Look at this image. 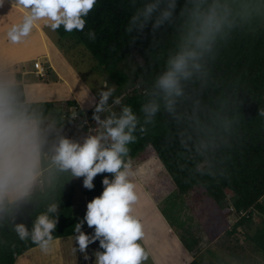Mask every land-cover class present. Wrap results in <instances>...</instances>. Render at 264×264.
I'll list each match as a JSON object with an SVG mask.
<instances>
[{"label": "trees", "instance_id": "1", "mask_svg": "<svg viewBox=\"0 0 264 264\" xmlns=\"http://www.w3.org/2000/svg\"><path fill=\"white\" fill-rule=\"evenodd\" d=\"M143 2L136 0L133 7L132 0H97L85 18L84 30L68 33L61 26L55 30L58 42L62 46L68 41L71 46L81 45L91 56L93 67L105 72V90L114 86L106 110L99 113L103 119L112 113L119 116L124 106H131L137 115L133 133L136 140L128 145L125 162L131 163L137 154L150 151L160 161L178 194L204 190L224 216L233 214L238 218L233 230L254 226L252 234L245 233V241L264 264V116L260 115L264 112V0H228L242 8L225 20L200 78L186 83L185 97L177 107L181 119L178 121L161 107L149 124L144 122L141 106L148 100L146 92L163 71L168 55L175 50L183 24L179 13L185 0H178L171 23L154 32L149 25L143 32L129 33L126 29L130 16ZM89 31L95 33L94 40L89 38ZM126 58L135 63L131 75L122 72L121 67L126 65L121 63ZM15 79L20 98L26 101L21 74H16ZM117 98L120 100L117 112H111L107 106ZM194 102H198L196 116L207 124L215 122L214 127L220 130L217 134L198 135L190 126ZM27 103L62 127L65 121L82 125L86 119H92L95 108L83 111L74 101H68L66 105L72 110L67 112L54 102ZM141 127L145 129L143 132ZM96 130L102 131L98 124ZM102 178L98 175L94 190L86 189L83 193L86 204L101 194ZM170 198L171 194L167 199ZM51 202L60 204L54 240L72 236L75 224L86 211L82 201L75 208L74 179L63 175L55 188L46 189L40 195L23 217L29 226ZM162 213L171 227L181 229L165 209ZM254 217L258 222L254 223ZM87 228L85 224L83 230ZM179 231L181 243L191 253L198 240L184 236V229ZM34 247L37 245L30 239L21 241L10 225L0 227V264H14L20 255ZM189 264L202 263L195 259Z\"/></svg>", "mask_w": 264, "mask_h": 264}, {"label": "clouds", "instance_id": "2", "mask_svg": "<svg viewBox=\"0 0 264 264\" xmlns=\"http://www.w3.org/2000/svg\"><path fill=\"white\" fill-rule=\"evenodd\" d=\"M5 3L24 12L22 22L7 31L8 39L19 43L39 21L53 31L61 26L68 33L83 31L85 18L97 0H0V8ZM132 5L136 7V0ZM177 6L178 0H144L130 16L126 31L143 32L151 25L154 32L173 21ZM241 8L228 0H185L179 13L183 24L175 50L168 55L163 71L146 92L148 100L141 106L145 124L153 122L161 107L178 121L181 119L177 107L185 97L186 83L200 78L225 20ZM88 35L95 39L94 32ZM114 90L110 87L102 91L94 108L92 118L102 131L77 140L21 100L14 76L0 70V227L10 225L21 241L30 239L43 252H49L59 223L60 204L49 203L30 226L23 218L26 210L46 189L55 188L63 175L83 178L82 185L89 191L94 190V179L101 175V194L86 204L83 218L75 224L73 252L90 264H142L147 260L148 254L137 243L143 236L141 223L130 215L137 195L129 180L130 162L124 159L128 145L136 140L133 133L138 118L131 106H124L119 116L112 113L101 120L99 115L106 110ZM114 103L119 104V98ZM197 107L198 102H194L190 126L198 135L217 134L220 130L214 127L215 122L207 124L196 116ZM85 224L91 232L83 230ZM97 242L98 248L90 253L89 246Z\"/></svg>", "mask_w": 264, "mask_h": 264}, {"label": "rangeland", "instance_id": "3", "mask_svg": "<svg viewBox=\"0 0 264 264\" xmlns=\"http://www.w3.org/2000/svg\"><path fill=\"white\" fill-rule=\"evenodd\" d=\"M40 28L39 35L42 37L38 35L36 39H40L38 42L43 48L45 47L46 55L40 56L38 60H34L30 55L27 58L23 57L28 59L26 63L12 55L2 56L0 68L6 67L2 72L14 76V79L16 74L22 75L23 70L29 72L22 75L27 102H54L70 112L72 108L66 103L74 101L83 111L93 109L99 102L100 93L105 90L103 87L106 86L105 72L99 67L96 69L93 67L91 56L81 45L71 46L68 41L62 46L58 42L57 33L44 22ZM35 33L37 31L33 26L29 34ZM0 42L7 43V47L12 45L7 33L0 36ZM15 59H17L16 63L12 64ZM130 62L132 64L128 65ZM122 64L126 65L121 67L122 72H129L131 75L135 63L130 58H126ZM110 87L114 86H108L107 89ZM113 103L107 106V109L117 112V104ZM101 120H103L102 117ZM96 124L97 122L92 118L86 119L82 125L68 124L65 121L63 127L66 134L82 140L88 134L98 132L95 130ZM129 171V180L135 185L134 191L137 195L136 202L131 205L130 215L138 221L141 220L146 241V247H144L148 254L143 264L148 262L169 264L171 259L172 262L174 261L173 264H184L187 261L189 264L195 259L202 264L262 263L261 258L253 252V247L245 241V233L252 234L254 226L233 230V225L238 218L233 214L229 217L224 216V213L207 197L204 190H193L186 195L178 194L160 161L150 151L137 154L130 163ZM74 185L75 208L78 209L81 201L84 206L86 205L83 199L86 189L82 185L81 178L74 179ZM170 194L172 198L167 199ZM164 209L167 215H171L174 223L181 225V229L177 230L170 226L162 213ZM253 220L254 223L258 222L256 217ZM182 229L186 230L183 232L184 236L188 235L198 240L191 253L185 249L179 238L181 235L179 230ZM174 244L178 247H174ZM66 248L62 259L64 258L68 263L77 259L80 264H90L85 262L78 252L75 255L72 254L73 246L69 244ZM96 248V244L90 245L89 252Z\"/></svg>", "mask_w": 264, "mask_h": 264}, {"label": "crops", "instance_id": "4", "mask_svg": "<svg viewBox=\"0 0 264 264\" xmlns=\"http://www.w3.org/2000/svg\"><path fill=\"white\" fill-rule=\"evenodd\" d=\"M23 15L24 12L22 9L16 8L14 6L9 7V5L5 3L4 7L0 8V36L5 35L8 29L13 24L22 22ZM42 23L43 21H39L37 22V25H34L37 33L33 35L29 34L27 37H23L19 43H12L10 47H7V43L0 42V58L5 55H12L13 57L22 60L21 62L26 63L28 59H24L23 57L27 58L28 55H30L31 57H33L34 60H38L40 56L46 55L45 47L43 48L42 44L38 42L40 39H36V37L41 33V31H39V28ZM39 36L42 37L41 35ZM16 60L17 59H15V62H13L12 64H15ZM5 68L6 67L0 68V70H4ZM28 73H29L28 71L23 70L22 75ZM22 75H21V80L23 81L20 82L21 84L24 82V76ZM47 76L48 74L46 75V77ZM23 90H24V94L26 95V90L24 89V87ZM139 222L141 223V220ZM142 230H143V226H142ZM84 231L89 232L92 230L87 228L84 229ZM72 240L74 241L73 235L66 238L55 239L51 247V250L47 253L43 252L38 246L34 247L28 250L27 252L23 253L22 255H20L16 259L14 264H80V262L77 259H73L72 261H70V263L64 260V258L62 259V254L67 249L66 245L70 244L71 246L75 247V241L71 242ZM65 241H70V242H65ZM137 243L141 244V246L145 249L146 241L144 236H142V238L139 241H137ZM179 245L181 247L180 243ZM173 246L178 247L176 244H174ZM72 254L75 255L74 252ZM170 261L171 262L169 264L174 263V261L172 262V259ZM187 262L184 264H188ZM147 264H150V262H148Z\"/></svg>", "mask_w": 264, "mask_h": 264}, {"label": "built area", "instance_id": "5", "mask_svg": "<svg viewBox=\"0 0 264 264\" xmlns=\"http://www.w3.org/2000/svg\"><path fill=\"white\" fill-rule=\"evenodd\" d=\"M83 123H85V121H84ZM95 130H96V129H95Z\"/></svg>", "mask_w": 264, "mask_h": 264}]
</instances>
